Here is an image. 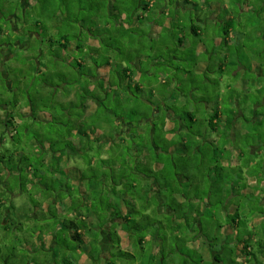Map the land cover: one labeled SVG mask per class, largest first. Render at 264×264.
Wrapping results in <instances>:
<instances>
[{"label": "rangeland", "instance_id": "obj_1", "mask_svg": "<svg viewBox=\"0 0 264 264\" xmlns=\"http://www.w3.org/2000/svg\"><path fill=\"white\" fill-rule=\"evenodd\" d=\"M157 1L161 3L157 7L158 10L165 8L166 11L168 10L167 12L172 11L171 16L164 17L159 12L156 14L154 11L147 12L146 16L148 19L141 22L140 28H134L135 30L125 38H117L119 42L114 47L115 52L112 51L109 54L112 58V66L116 67L115 70L117 72H121L123 68H128L138 76L140 75L137 71H141V68L143 71H148L145 77L146 84L153 79H159L164 82L172 80L173 83H176L174 85V97L177 99L176 103L178 105L177 109L174 108L173 111L179 118V125L189 127L194 133H198L200 128L203 129L204 125H208L206 120L210 118L209 115L212 111L221 108L225 116L228 112L235 111L236 113H240L241 111L243 116L240 123L244 132L241 131L242 133L235 136L237 141L234 144L239 145L242 150H245L246 155H250L249 151L251 150L255 152L260 151L262 143L257 135L264 134V77H260L264 73V0H191V4L187 5L182 0H174L171 4L169 0ZM21 2L22 0H0V26L2 28L12 29L11 17L13 15L18 16ZM74 2L70 0V4H74ZM80 4L88 6V1L83 0ZM75 5H78V3L75 2ZM213 5L215 6L214 8H212ZM178 6H180L179 11L177 10ZM42 13L40 5H37L33 13H30L27 18H22V23L26 22L24 27L20 25L22 26V30L25 31L24 36L13 34L12 31H10V35L8 36H0V45L10 44L9 52L12 54L10 58L6 59V55L9 52L4 50L6 55L3 57L0 50V110L4 113L3 122L0 121V141L4 139V144H0V160L1 158L3 159V156L6 157L7 154H9V157L10 154H14L15 157L12 160L17 163L16 169L20 173L18 176L9 177L8 172H6L5 185L0 186V200H4L3 205L10 208V210L1 209L0 216L2 219H14L15 221L28 215L31 217V219L29 218L30 220L26 219L28 223H25V220H23V223L20 221L18 224L25 229L17 231L16 229H12L8 240L4 237L0 228V247L4 258L9 257L13 253L19 256L26 255V262L24 264H32L31 262L35 264H64L66 258L76 264L81 263L78 261V258L84 251L82 248H78L79 243L71 238L69 231L62 230V223L65 220L72 219L66 215H61L60 211L55 208V205L51 207L50 212L44 220L40 218L42 215H39L40 212L38 213L35 207L41 204L43 199H38L37 195L39 193L49 195L51 192L44 190L53 186L56 188L59 200H70L72 197L73 204L77 202L74 205L75 207L88 203L89 206H93V209L87 211L85 207H81V212L97 211L98 215L100 214L102 218H106L108 208L117 209L116 206L118 205L113 202V193L115 189L117 190L115 182L118 181V175L120 174L118 173L117 165H115L117 161L116 156L119 155L120 158L130 159V164L135 161L126 149L120 150L117 146L111 145L110 148L112 150H109L111 155L109 166L113 170L111 171L112 177L108 176L109 179H105L106 181L103 182L104 187L96 191L97 197L102 193L103 201L96 198L95 193L92 191L86 192L84 188L72 185L73 179L69 180L65 173L62 174L61 180L58 179V181L52 183L54 176L50 172L54 164L51 165V168H41L40 162L43 160V157L36 153L40 150V144L44 143L45 145L49 143L50 139L55 141L57 136L55 134L52 136L53 131L59 130L65 137L69 133L68 129H71V136L64 139V141L60 139L59 145L55 149L69 153L73 166L78 164L77 166L84 168L86 178L92 179L90 182L95 180L94 176L97 175L99 177L106 174L108 168L106 171H103L101 161L103 156L100 153L98 155L96 152L94 154L85 152V155H82L81 159L76 162V158L73 155L75 151L73 149L77 150L81 140L84 141L80 130L85 125V128L91 127L92 129L95 126L98 128L99 125H107L110 121L114 123L116 122L114 117L108 115L109 112L107 110L110 109V113L117 111V99L116 97H112V94L114 95L116 92H110L111 97L107 101H104L105 103L103 102L105 107H99L95 102L99 97L98 87L102 83L100 80L107 82L111 79V67L99 69L95 62L92 61L90 63L86 60L82 67H79L77 61L74 62L73 59L80 60L82 55L74 53L72 56L69 53L74 52V44L65 55H62L61 52L60 55L57 53L53 55L51 54L50 43L47 40L44 43H40L36 39L32 40L33 38L29 37L30 31L40 33L41 25H50L49 19L39 18ZM62 14H66V12H62ZM76 15L78 18L84 16L80 12L76 13ZM17 16H15V21H18ZM61 16L65 19L68 18L67 15ZM229 21H233V28L230 34L232 39L228 40V46H224L222 39L221 44L216 42V39L220 34H222V37L224 36L226 26L224 23ZM159 22H168V24H165L166 27H156V25L152 27L153 24H158ZM38 24L39 27H37ZM67 24L63 22L60 27L63 28ZM193 25L198 28V36H195L191 32ZM19 28L21 29V27ZM96 30L93 32H101V29ZM180 40H183L182 45L179 44ZM19 42L22 43V48L17 45ZM91 43L98 47L99 41L93 40ZM170 50L173 52L170 53ZM138 52L141 53L140 59L136 56ZM54 56L59 57V59L56 61L53 58ZM105 56L108 57V54L104 52L97 55L99 65L103 64L102 59ZM128 56H131L133 60H128ZM157 62L159 66L156 65ZM56 73L60 76H57ZM91 76H93V83L89 82ZM116 76L117 73L116 75L114 74V77ZM138 76L135 78L139 79ZM136 79L135 81H137ZM87 85L90 87V91L83 89ZM154 85L157 90L155 91V95L153 94L155 97L153 98L148 85H146V91L143 93V96L150 99L153 98L154 103H157L158 100H161V86L160 83ZM118 93L122 92L118 91ZM137 94V96L142 95ZM218 99H220V102ZM172 103L174 102L170 100L167 102L171 108L174 106H172ZM28 110L30 112H23ZM32 110L36 111L35 116L31 114ZM10 112L12 113L9 114ZM117 112L120 115L123 114L120 110ZM128 112V110H125V114L123 115H126ZM185 113H195V121L189 120L185 116ZM12 117L14 120H11ZM8 119L15 124L12 125L13 127L15 126V137L13 139L9 138L7 131H5ZM105 119L106 121H104ZM156 123L159 125V121H156ZM72 125H79V127L72 129L70 128ZM172 125V122H168L166 129L171 130ZM147 126L143 124L141 128L147 130ZM245 132H249L250 134L247 135ZM100 133L102 132L100 131ZM158 136L164 140L173 142L174 145L170 144V146L164 140L158 142L159 147L169 152V154L162 153L158 157L162 164L169 160H171L172 164L175 163L177 167H173L175 172L171 175L177 177V179L185 180L184 189L188 193H191L194 197H197V195L198 197H204L203 195L206 193L210 194L211 197V193L213 192H221L220 194L224 196L234 193L236 196L245 194V191H243L245 182L243 172L245 170L244 166L242 167L244 160L236 161L238 165L236 163L233 165L238 166V168L228 169L223 162L225 159L221 158L220 162L216 163V167L214 166V169H208L211 168V165H209L211 154L207 153L205 139L211 137L209 134L201 132L200 138L194 137L195 140H192V143L188 141L187 145L193 148L190 153L193 164L191 167L188 166L186 170L183 169V166H186L183 162L184 157L178 153L175 155V152H173L182 134L180 133L176 139H172L161 132L158 133ZM145 137L147 138L148 134H145ZM262 139L264 138L262 137ZM135 142L138 145L142 144L144 140L139 139ZM91 145L93 146V143ZM68 147L74 152L68 151ZM218 147L221 151V146ZM24 156L25 159H23ZM9 157L1 160L2 166L7 171L10 168L15 170L14 166H10ZM253 158H255L258 164L260 161H264V148L259 155L257 153ZM92 159H94L92 165L88 164ZM147 162L149 163V160ZM162 164L161 167H163ZM90 165L94 171L90 170ZM151 168L154 171L151 176L148 173V176H141V179L137 177L140 185L133 190L134 196H131V194L128 196L129 200L131 197H137L141 191L140 189L144 188V186L145 188L147 186L152 187L154 192H158L159 188L162 189V185L168 186L163 168H158L157 165L154 169L153 167ZM140 169L142 171L145 169V162L140 165ZM251 169L253 172H255V169L259 171L257 166H253ZM171 175L167 176L171 177ZM190 176H199L200 182L194 180L191 181L192 184H188L186 181H189L187 178H190ZM37 179L40 181V184L35 185L32 191L29 190L27 193L22 189L25 181L33 184ZM152 181L157 182V185H152ZM172 183L170 184L172 185ZM43 185H47V188L45 189ZM70 187H74V191H70ZM183 187L181 186V188ZM125 192L127 191L123 190V193ZM162 192L164 191L162 190ZM13 195H16V197L14 198ZM31 197L37 205L32 202ZM78 197L79 200H76ZM210 197L208 199V205L211 204L210 213L208 212L202 216L205 233L207 230L205 225H211L214 220L221 224H228L226 216L221 218V215L216 213L220 211L222 206V204H219L220 200H215L214 198L211 201ZM181 198L184 199L183 196ZM149 199L151 204L150 209H148L149 204H146L144 200L135 201V204H138L139 213H141L138 215V222L141 219L140 228H143V230L140 232L132 230V232L135 235L134 239L137 240L154 237L155 235L159 240V255L157 257L152 255L153 242L138 245L135 249L133 242L128 238V241L122 244L124 248H128L133 253L135 252L138 261H141L143 264L174 263L176 262L175 260L181 259L182 252L188 257L192 256L190 259L193 264L196 261V252L200 253L206 262L212 263V255L204 247L202 238L195 245L193 241L192 244L189 243L188 247L190 246V251L187 245L184 244L187 235L179 234L180 232L172 235L171 231L164 227L167 226L164 216L152 211L154 208H157L158 211L161 208L165 209L164 206L168 204L167 194L163 193V197H159L151 193ZM251 199L252 197L249 196L247 202ZM253 199L254 203H256V197H253ZM12 202L21 205V211L18 214L10 206ZM178 203H173V205L172 203L168 204L170 206L166 208L168 210H165V212H169L172 206L177 209ZM231 204L238 206L237 203L235 204L234 199ZM256 205L258 206L259 204ZM229 211L232 213L233 207ZM145 213L149 218L145 216L142 219L141 217ZM34 214L37 215L33 216ZM155 219L159 222L155 223ZM255 219L259 222L260 216H256ZM77 222L80 226H83L81 217ZM161 223L163 226H161ZM89 229L92 231L91 233L87 232ZM87 230H84L86 234L85 232L82 234L84 240L87 242V249H89L92 238L98 239L100 242L99 246L90 248H92L94 256H97L98 252H102L101 262L102 264H106L111 259V254L118 252L115 249L118 246L113 244L114 248L109 249V236L105 234L98 238L101 234L99 228L88 227ZM40 233L43 236L48 234L55 235L57 238L56 245L47 254L37 247L32 248V250L27 247L34 239L42 238V236L37 237V234ZM111 233L113 236L115 235L114 228H111ZM232 233L230 228L224 230V235ZM191 236H194V234L191 233ZM209 236L212 237V233ZM213 236L216 235L214 234ZM127 237L128 235L125 236V240H127ZM49 244L50 242L47 243V246ZM52 245L51 241L50 246ZM98 248L101 251H98ZM120 249L121 251H125L124 253H127L126 249ZM171 250L173 252L176 251L175 254H169ZM85 259L89 260L91 264L88 255H85ZM16 260L12 259V264H21ZM114 260L117 264H127L126 261L124 262L120 258H115ZM82 263L84 264V262Z\"/></svg>", "mask_w": 264, "mask_h": 264}, {"label": "trees", "instance_id": "obj_2", "mask_svg": "<svg viewBox=\"0 0 264 264\" xmlns=\"http://www.w3.org/2000/svg\"><path fill=\"white\" fill-rule=\"evenodd\" d=\"M27 5H29L28 9H25V14L23 18H27L30 13H33L34 9L37 7V5H40V8L42 9L43 13L39 18L42 19L46 18L49 19V26L41 25L40 26V33L35 32V36H32V33L30 31V38L32 40H37L40 43H44L45 40L50 43L51 47V54L55 55L57 53L62 55L66 53L68 50H70V47L74 44V52L80 53L81 59H73L74 62L77 61V64L79 67H82L84 64V61H89L90 63L95 62L96 66L98 68H104V67H111L110 74L111 79L107 82H104L103 80H100L102 82L100 86L98 87L99 97L95 100L96 104L100 107H105V102L107 101L110 96V92L115 93L112 94V97H116V106L117 111H121L123 114H125V110H128L129 112L126 115H120L117 111L110 113L111 110H107L109 112L108 115H111L114 117V120L116 122L112 123V121H108L109 123L107 125H99L90 128H85L86 125L80 130L81 137H84V141L81 140L82 146L85 145V143L91 142L89 139V132L96 133L97 131H101L102 135L100 136V139L108 138L110 140H117L119 139V144L115 145L120 150L126 149L131 157L134 159V163L130 164V159L123 158L120 156H116V163L117 167L119 168L118 173V181L115 182V186L120 187L119 183H122L121 189L117 190L115 189L114 193L117 196L123 197L124 195H130L134 194V191L139 185L140 182H138V179H141V176H148V173L150 176L154 172L153 169L157 164H162L160 161V158L158 157L162 153H167L166 150L158 146V142H162L164 139L160 138L158 136V133L161 132L164 135L172 134L175 132L174 130H166V125L168 122H174L177 124V121L174 120V117H177L176 113L173 111V109H177L175 106L176 104V98L175 96V88L174 85L176 83H173L172 80L168 81H161L159 79L148 81L146 84L145 77L148 73V71H143L141 68V71H137L140 76H138L135 73H132L128 68H123V70L116 71L115 66H112L111 62V56L109 54L113 51L115 52V46L119 40L117 38H125L128 34H131V32L135 29H138L141 27V22L143 20H147L146 13L147 12H157L158 5L160 6L161 3H158L157 0H87L88 6L80 4V2H83V0H73L78 5L70 4V0H25ZM86 1V0H85ZM171 3H173L174 0H169ZM184 3L191 4V0H182ZM264 6V5H263ZM169 9V8H168ZM184 9V8H183ZM177 10H180V7L178 6ZM46 11V12H45ZM168 11V10H167ZM163 12V16H171V12ZM177 11V12H178ZM45 12V13H44ZM51 12V13H50ZM62 12H66V14H62ZM80 12L82 15H84L82 18L76 15V13ZM50 13V14H49ZM46 14V17H45ZM61 15H67V19L62 18ZM44 16V17H43ZM19 24L20 25H26V22L22 23V18L19 17ZM68 23L63 28L60 27L62 23ZM39 23V22H37ZM160 23V24H159ZM158 24L155 23L152 25H157L159 27L165 26V22H159ZM168 23V22H167ZM225 31H224V38L221 36L222 34L218 35L217 37H222L221 43L224 46L229 45L230 37L232 28H233V21H229L227 23H224ZM88 26V28H86ZM36 27V26H35ZM39 27V24L37 25ZM36 27V29H38ZM135 28V29H134ZM96 29H101L100 33H95L93 31H97ZM11 31L7 28L3 29L0 26V32L3 33V31ZM44 31V32H42ZM146 32V31H145ZM191 32L198 36V28L197 26L193 25L191 28ZM25 31L22 32L21 35L24 36ZM8 36V35H7ZM103 36V37H102ZM28 37V38H29ZM93 40H98L99 44L98 47L94 46L91 42ZM182 41H179V44L182 45ZM138 43V42H137ZM141 43V41H140ZM134 44V43H133ZM139 45V44H138ZM61 52V53H60ZM106 53L108 54V57L105 56L102 59V63L100 64L97 62L98 58L97 55L100 53ZM173 51L170 50V53ZM52 56V55H51ZM137 58L140 59L141 53L136 54ZM57 61L59 57H53ZM133 58V57H132ZM150 59V58H149ZM128 60L131 59V56H128ZM98 64V65H97ZM157 66L158 62L156 63ZM60 73V72H58ZM58 73L57 76H60ZM117 76L114 77V74ZM135 74V75H134ZM139 79H136L137 77ZM261 78L264 77V73L260 76ZM93 76L89 78V82L93 83L92 81ZM135 79L137 81H135ZM261 82V81H260ZM160 83V98L161 100H158L157 103H154L153 98L155 97V91L156 86L154 84ZM259 84V83H258ZM146 85H148V88H150L151 94L153 95V98L150 99L148 97L143 96V93L146 91ZM89 86L87 85L85 90H89ZM90 91V90H89ZM118 91H121L122 93H118ZM142 94L137 96L138 94ZM105 95V96H104ZM151 95V96H152ZM104 96V97H103ZM111 100V99H110ZM168 100L174 102L172 103L173 108L169 107L167 104ZM104 102V103H103ZM10 112L9 114H11ZM8 114V115H9ZM32 115L35 116L36 111L31 112ZM236 112H228L226 114L227 116V131L223 134L222 137V143H218V145L215 146V150H208L207 153L211 154V159L209 165H211V168L208 169H214V166L216 163L220 162V159L224 158L223 161L226 163V167L228 169H234V164L236 163V156H235V148L237 144H234L232 140L230 139V130L232 129V123L235 121ZM23 116V115H22ZM185 116L191 120L195 121V113H185ZM11 120H14L12 117ZM7 120L6 125H15L13 121ZM215 120L219 121V113L215 112L210 117V122L213 123ZM106 121V119L104 120ZM156 121H159V125H157ZM143 124L148 125L147 130L145 128H141ZM142 125V126H141ZM15 127V126H14ZM79 125H72L70 128H77ZM214 129V125L212 126ZM69 133L64 137V135L61 134V132L58 130L52 132L57 136L55 141L53 139L49 140V143L40 144V150H38L36 153L42 155L43 160L40 162L41 168L49 167L51 168V165L54 164V167L51 169L52 175L55 176L59 174L61 171V165L63 164L62 158L63 153L60 150H56V146L59 145L60 139L64 141V139H67L71 136V129H68ZM202 128L199 129L198 133H194L192 131H189L187 142H191L192 140H195L194 137H200ZM92 133V134H94ZM246 133V132H245ZM145 134H148V137H145ZM249 135L250 133H246ZM9 138H14L15 135H9ZM259 137V140L262 143V146L260 147V151L255 152L254 150L249 151L250 155H246V151L242 150L239 155V159L244 160V165L242 167L244 168V187L243 191H245L241 196H236V194H227L224 196L223 194H220L218 192H213L210 194L206 193L203 196L204 197H194L191 193H188L185 188V181L182 186L183 188L177 186V177H173L171 174H173L174 169L173 167H177L174 164H172L171 160H169L166 163L162 164V168L164 171V175L166 177L167 185H162V189L160 193L154 192L150 186L147 188L140 189V193L137 195V197H131L126 198L124 200L128 214L125 217L121 216V213L119 211H116V216L121 218L123 220L122 224L125 227L124 230L128 232L129 234H132V230H140L143 228H140L141 226V219L138 222V215L139 210L135 204L136 200H144L146 204L148 205V209L151 208L149 195L155 194L159 197H163V193L167 194L168 196V204L175 203L176 194H181L184 197V200L182 203H178L177 209H175L172 205L170 208L172 211L165 212V210H168L166 208H169L170 205L164 206L165 209H159L154 208L152 211L160 213L164 216L166 219L165 224L167 226H164L165 228H168L171 231L172 235H175L176 233L179 234H186L187 239L184 241V244L188 247L189 243L197 242L200 240V238L203 239L204 247L210 252L212 255L213 262H206L204 257L198 252H196V261L195 264H264V161L258 162L255 161V158H253L255 155H259L260 152L263 151L264 146V134L257 135ZM172 138V137H171ZM142 139L144 142L142 144H138L135 141ZM173 139V138H172ZM184 139V138H183ZM262 139V140H261ZM198 140V139H196ZM165 142L170 144H173L170 140H164ZM184 141V140H183ZM125 143V144H124ZM4 144V139H2L1 145ZM104 145H106L104 143ZM104 145L97 148L96 153H99L102 155V149ZM154 145V146H153ZM174 145V144H173ZM91 146V145H90ZM218 146H221V151ZM39 147V146H37ZM170 148V147H169ZM191 146H188L186 144V149L188 151V155L184 157V164L186 166H183V169L186 170L189 167L192 166V157L190 156V153L193 148ZM167 149V148H166ZM40 151V152H39ZM225 153H224V152ZM9 152V151H8ZM174 152V151H173ZM12 155V156H11ZM253 156V157H252ZM9 154L3 156V159L8 158ZM13 157H15L14 154H10V166L16 167V162L13 161ZM130 157V156H129ZM244 158V159H243ZM1 158V160H3ZM25 159V156L24 158ZM27 159V157H26ZM0 160V173H2L5 169L2 166V162ZM149 160V163L147 162ZM102 166L105 169H109L110 160L108 159H102ZM92 161H90L91 164ZM115 162V161H114ZM145 162V169L142 171L140 169V165ZM191 163V164H188ZM258 164V165H257ZM253 166H257L259 168V171L255 169V172L251 169ZM216 167V166H215ZM10 172H12V169H9ZM37 171V170H36ZM113 171V170H112ZM214 171V170H213ZM147 175H146V174ZM171 175V177L167 175ZM247 175V176H246ZM35 176V174H34ZM103 176H108V174H103L101 176H94L95 180L93 182L92 188L93 193H95L96 198H98L100 201H103L102 193L99 194L97 197L96 191H99L104 187V183L102 181ZM176 176V175H175ZM132 178V179H131ZM204 179V177L202 176ZM4 178L0 176V185H2ZM55 178H53L52 183H55ZM186 181L188 184L196 180L197 182H200L199 176H190V178H187ZM222 180V179H221ZM132 181V182H131ZM173 181V183H172ZM164 182V181H163ZM172 183V185L170 184ZM175 186H174V185ZM190 184V185H191ZM28 183L25 181L23 183V188L25 192H29L27 190ZM189 185V186H190ZM44 188H47V185H43ZM49 189H46L44 191L51 192L53 196V192L56 191V188L52 186L48 187ZM140 188V187H139ZM166 188V189H165ZM174 188V189H173ZM123 190L127 191L123 193ZM162 190L164 192H162ZM44 191H42L44 193ZM167 191V193H166ZM44 197L46 198L48 194L44 193ZM221 195V196H220ZM134 196V195H133ZM251 196L252 199L247 202L248 197ZM209 197L212 201L214 198L215 200L219 199V204H222L220 211H217L216 213H219L221 215V218L226 216L227 223L228 224H221L220 222H216L214 220L213 223L205 225L207 230L205 233L204 224L202 222V216L210 213L209 209L211 207V204H209ZM231 197V198H230ZM253 197H256V203H254ZM235 200V204L237 203L238 206L232 205L231 202ZM32 202L34 203L33 198L31 197ZM193 201L197 202V205L192 204ZM227 201V204H226ZM3 200H0V210L5 209L10 210V208L5 207L3 205ZM35 204V203H34ZM77 204V203H75ZM88 203H86L87 205ZM190 204V205H188ZM256 204H259L258 206ZM37 205V204H35ZM89 205V204H88ZM110 205V204H109ZM157 207V205H156ZM233 212L230 213L229 209H232ZM75 209V207H74ZM87 210V209H86ZM90 211V209H88ZM214 211V210H213ZM212 211V212H213ZM99 216V226L98 228L101 230L104 229V225L107 223L105 221V218H102ZM148 217L146 213L142 215V219L144 217ZM256 216H260L259 222L255 219ZM149 218V217H148ZM176 220H179V222H176ZM155 223L159 222L157 219L154 220ZM176 222V223H174ZM82 224L86 226L85 222L82 221ZM162 224V223H161ZM17 226L14 219H2L0 216V228L1 232L3 233L4 237L8 240L10 237V234L12 233V229H14ZM163 226V224L161 225ZM230 228V230L234 233L224 235V230ZM62 230H67L70 233L71 238L74 241H77L79 243L78 248H82L85 254V250L82 245L85 244L84 237L81 233H79V227L78 222L75 221V219L72 220H65L62 223ZM87 232L91 233L92 231L89 229ZM191 233L194 234V236H191ZM212 233V237L209 236ZM216 236H213L214 234ZM132 236V235H131ZM3 237V238H4ZM135 238V237H134ZM153 238V243L156 245H159V240L155 237ZM143 239V238H142ZM142 239H134L135 245H142L143 240ZM182 240V239H181ZM180 240V241H181ZM42 242V241H41ZM164 242V241H163ZM99 240L92 238V242L90 247H97L99 246ZM116 245L120 244V238L116 237ZM166 243V238H165ZM37 245L34 244L33 248H36ZM170 248V247H167ZM98 251H101V249H97ZM117 253L111 254V259L108 260L106 264H117V262L114 260L115 258H120L124 262L126 261L127 264H135L137 262V257L129 252L124 253L125 251H121L120 248L116 247ZM191 251V250H190ZM171 255L175 254L173 250L170 251ZM166 253V252H164ZM47 254V253H46ZM82 254V255H83ZM180 254V252H179ZM101 256L102 252H98L97 256H94L93 250L91 248L90 252H88V257L91 261V264H102L101 262ZM81 255H79V258ZM192 257V256H191ZM191 257H188L182 252L180 256V260H175L176 262L170 263V264H193L191 261ZM19 258V259H18ZM195 258V257H194ZM193 258V259H194ZM12 259H17L16 261H19L21 264H24L26 262V255L19 256L16 255V253L11 254L9 257L4 258L3 254L1 252L0 247V264H12ZM165 261V259H164ZM37 262V261H36ZM135 262V263H133ZM35 264L34 262H32ZM40 263V262H39ZM64 264H74L70 259L66 258ZM165 264V263H164Z\"/></svg>", "mask_w": 264, "mask_h": 264}, {"label": "crops", "instance_id": "obj_3", "mask_svg": "<svg viewBox=\"0 0 264 264\" xmlns=\"http://www.w3.org/2000/svg\"><path fill=\"white\" fill-rule=\"evenodd\" d=\"M180 7V6H179ZM215 6L213 5L212 6V8H214ZM157 12H159L160 13V15H163V12H166V10H165V8H163L162 10H157ZM0 18H1V16H0ZM15 19V16L13 15L12 17H11V19ZM15 21V20H14ZM15 23V25H13L14 27L13 28H15V30H13V31H15L16 32V34H18L19 32H21V29H22V26H20V24H19V22H17V21H15L14 22ZM13 24V23H12ZM165 24L167 25L168 23L167 22H165ZM19 27H21V29L19 28ZM156 27H157V25H156ZM159 29V28H158ZM13 34H15V33H13ZM35 35V34H34ZM0 36H4L3 35V33H1L0 32ZM221 39H222V37H217V39H216V42H218V43H220L221 44ZM17 45L20 47V48H22L21 46H23L22 45V43H17ZM4 46H5V44H2V45H0V50L1 51H3V52H1L2 54H4ZM66 53H68V52H66ZM70 53V55H72L73 56V54L75 53V52H69ZM64 55H65V53H64ZM58 60V59H57ZM71 60V59H70ZM100 69V68H99ZM33 108V107H32ZM23 112H30V110H28V111H23ZM90 112H92V111H90ZM242 115H243V113H242ZM4 113L0 110V121L1 122H3V119H4ZM9 127V126H8ZM13 126H11V127H9L8 129H6V131H9V132H11L12 130H13ZM167 130V129H166ZM171 130H174V126L172 125V129ZM92 133H94V132H92ZM91 132H89V139L91 140V142H86L85 143V145L84 146H82V143L80 142L79 143V148L77 149V150H75V149H73V150H71L69 147H68V151L70 150L72 153H73V155H74V157L76 158L75 159V161L76 162H78V160H80L81 158V156L82 155H85V152H87V153H91V154H94L96 151H97V148L98 147H100V146H102V145H104V143L106 144V145H104V147H103V149H102V159H108V160H110V158H111V155H110V151L109 150H112V148H110L111 147V145H117V144H119V139H117V140H110V139H108V138H104V139H100V136L102 135V133H100V131H97L96 133H94V134H92ZM168 137H172L173 138V135L172 134H168L167 135ZM2 143V140L0 141V144ZM91 143H93V146L91 145ZM125 144V143H124ZM91 145V146H90ZM78 152V153H77ZM84 152V153H83ZM63 153V158H62V162H63V164L61 165V172L59 173V174H57V175H55L54 176V178L56 179L55 181H58V179L59 180H61L60 178H61V176H62V174L63 173H65L66 174V176L69 178V180H71V179H73V181H72V185H74L75 187H82V189L84 188L85 189V191L86 192H93V188H92V185H93V182H90V181H92V179H90V178H86V176H85V169L84 168H82L81 166H77V165H75V166H73V164H72V160L70 159V155H69V153H64V152H62ZM72 155V156H73ZM94 161V159H92V162ZM92 162H91V165H92ZM91 165H90V170H92V171H94V169L91 167ZM157 166H158V168H162L161 167V164H157ZM119 168L120 167H117V169H118V171H119ZM14 169L15 170H12V172H9V171H7V169L6 170H4L2 173H0V176L1 177H3L4 178V181H3V183H2V185H0V186H3V185H5V177L7 176V174H6V172H8V174H9V177H12V176H18V175H20V173L18 172V170L16 169V167H14ZM107 169H105V168H103V171H106ZM15 171V172H14ZM112 170H111V167L107 170V174H108V176H111L112 177V172H111ZM108 176H103L102 177V181L104 182V181H106L105 179H109L108 178ZM119 182V181H118ZM179 182H181V183H183L184 181L182 180V181H180L179 180ZM180 183V184H181ZM39 185L40 184V181L37 179V181H35L33 184H30V183H28V185H27V190L29 191V190H31L32 191V189H34V186L35 185ZM157 185V182L155 183V181H152V185ZM119 185H120V187H117L118 189H121V187H122V183H119ZM148 187V186H147ZM179 187V186H178ZM144 188H145V186H144ZM151 189H152V187H150ZM71 189V190H70ZM160 190L158 191V192H156L157 194L158 193H160L161 192V188H159ZM69 190L70 191H74V187L73 188H69ZM84 191V190H83ZM43 195H45V194H43ZM42 194H38L37 196H38V199H40V198H42L43 200L41 201V204H38L36 207H35V209L37 210V212L39 213L40 212V214L39 215H42L40 218H42L43 220L46 218V216L48 215V213L50 212V209H51V207L53 206V205H55V208L57 209V210H59L60 212V214L61 215H66V216H68L70 219H75V221L77 222V220L81 217L82 218V221H84L85 222V224H86V226L87 227H85L84 225L83 226H80L79 224H78V227H79V233H81V234H83L84 232H85V234H86V231H84V230H87V228L88 227H91V228H94L95 227V229H97L98 228V226H99V223H100V220H99V216H98V212L97 211H93V212H87L88 211V209H90V210H92L93 208V206H89L88 204L86 205V203H84V204H81L80 206H78V207H75L74 205H75V203H77V202H74V204H73V201L71 200L72 199V197H71V199L70 200H68V199H61V200H59L60 198H59V195L57 194V191H54L53 192V196H52V194H49V195H47V197L45 198L44 196H43ZM58 195V196H57ZM113 197H114V204L116 203V204H118L116 207H117V209H115V208H112V207H109L108 208V215H107V217L105 218V221H107V223L104 225V231H102V229H101V234L99 235V237L98 238H100V237H102V235H105V234H108V236H109V238H108V243H110L109 245V249H112V248H114V245L113 244H115L116 245V237H119L120 238V244L119 245H116V246H118V248H122V249H126L127 250V252H129V253H131V254H133V255H135L136 256V253L134 252H132V251H129L128 250V248H124V245H122V244H124L126 241H128V238H129V240H131L132 242H133V245H134V247H135V249H136V245H135V240H134V233H132V234H129L128 232H126L125 230H124V228L126 227L125 225V227L123 226V220H121V218H119L118 216H116V211H119L120 213H121V216L122 217H125L127 214H128V210H127V207H126V204H125V202H124V200L126 199V198H128V195L126 194V195H124L123 197H121V196H117L116 194H114L113 193ZM181 194H176V196H175V199L177 200L176 202H179V203H182L183 202V200L184 199H182L181 198ZM13 197L15 198L16 197V195H13ZM76 200H79V197L78 198H76ZM82 200H83V198H82ZM82 200H81V202H82ZM4 201V200H3ZM80 202V203H81ZM17 203V202H16ZM192 204H195V205H197V202L196 201H193L192 202ZM10 206H12L13 207V210H15L16 212H17V214L21 211V205L20 204H15V203H11L10 204ZM136 206H137V208H138V204H136ZM74 207H75V209H74ZM81 207H85L86 209H87V211L85 212H81V210H80V208ZM115 209V210H114ZM162 209V208H161ZM85 210V209H84ZM169 211L171 212L172 210L171 209H169ZM35 215H37V214H34L33 216H35ZM31 219V217H30V215H28V216H25V217H21V218H19L17 221H15L16 222V224H17V226L14 228V229H16V231L17 230H24L25 228L24 227H22L20 224H18L20 221H22L21 223H23L24 221L23 220H25L26 221V219L28 220V219ZM38 218V217H37ZM29 219V220H30ZM176 222H179L180 223V221L179 220H176ZM176 222H174V223H176ZM25 223H28V221H26ZM111 228H114L115 229V237L112 235V233H111ZM143 229H140V230H138V232H140V231H142ZM136 231V230H135ZM103 232V233H102ZM70 234V233H69ZM128 235V237H127V240H125L126 238H125V236H127ZM132 235V236H131ZM40 236H42V238H37V240H35L34 239V241L33 242H31V243H29V245H27V247L30 249V250H32V248H33V245L34 244H36L37 245V248H39V249H41L42 251H44V252H46V253H49L52 249H53V247L56 245V237H55V235H51V234H48V235H42V233H40V234H37V237H40ZM115 239V240H114ZM143 240V245L146 243V242H153V238L152 237H150V238H145V239H142ZM42 241V242H41ZM51 241H52V243H53V245L52 246H50V244H51ZM48 242H50V244H49V246H47V243ZM195 243L196 242H193V244L195 245ZM191 244H192V242H191ZM83 246V248H84V250H85V254H83V255H81V257H82V259H81V257L80 258H78V261H80L81 263H76V264H83L82 262H84V264H90V262H89V260H86L85 259V255L87 256L88 255V252H90V250H91V248H90V245H89V249H87V242L85 241V244L84 245H82ZM153 246H155V247H153ZM190 247V246H189ZM152 248H153V252H152V255L154 256V257H157L158 255H159V252H160V249H159V245H154V243H153V245H152ZM34 249V248H33ZM115 249H116V247H115ZM84 257V258H83ZM137 257V256H136ZM137 259H138V257H137ZM83 260V261H82ZM138 261V260H137ZM32 263V262H31ZM33 264V263H32ZM135 264H143L141 261H138V263L136 262Z\"/></svg>", "mask_w": 264, "mask_h": 264}, {"label": "flooded vegetation", "instance_id": "obj_4", "mask_svg": "<svg viewBox=\"0 0 264 264\" xmlns=\"http://www.w3.org/2000/svg\"><path fill=\"white\" fill-rule=\"evenodd\" d=\"M29 8V5H27L26 1L25 0H22L21 2V8H20V12L18 13V16H17V19L18 21L17 22H20L19 20V17L23 18L24 17V14H25V9H28ZM30 9V8H29ZM15 19H11V24H12V33H15V30L13 27V25H15ZM24 27V25H23ZM5 29V28H3ZM23 30L21 29V32H19L18 34H22ZM35 33H32V36H35L34 35ZM3 35L4 36H7V35H10V32L9 31H3ZM4 50H7V52H9L10 50V44H5L4 46ZM3 52V51H2ZM3 57L6 55V52H4V54H2ZM12 56V54L9 52L8 55H6V59L10 58ZM222 68V67H221ZM239 84V83H238ZM219 102H220V99H218ZM177 103L174 105L175 107H177ZM219 108V106H218ZM14 112V111H12ZM215 112H218L219 113V121L218 120H215L213 123L210 122V118ZM8 115V114H7ZM238 116H240L238 118ZM242 112L240 111V113L237 112V115L235 117V121L231 124L233 127L232 129L230 130V139L232 140V142L234 143L235 141H237L235 139V136H237L238 134L244 132L243 128H242V125L240 123V120H241V117H242ZM209 119L206 120V123H208V125H204L203 127V134H209L211 137L210 138H206L205 139V144H206V150H215V146L218 145V143L220 141H222V137H223V134L226 133L227 131V126H228V123H227V117L223 114V111H221V108H219L218 110H215V111H212V113L209 115ZM178 117H174V120L177 121V124H175L174 122L173 123V126H174V129H175V132L173 133V139H176L178 138V135L181 133L182 134V137L181 139L178 141V144L176 145L175 149H174V152H175V155H177V153L183 157H186L188 155V151L186 149V144L188 143L187 142V138L189 137L188 134H189V131L190 128L189 127H186L184 125H179V122H178ZM214 125V129H213V126ZM8 125H5V131L6 129H8ZM180 129V130H179ZM15 129L13 128V130L11 132L7 131V134H9L10 136L13 134L15 135ZM242 131V132H241ZM187 137V138H186ZM184 138V139H183ZM200 138V137H198ZM184 140V141H183ZM240 152H242V149L240 148L239 145L236 146L235 148V156H236V161H240L241 159H239V155H240ZM200 153V151H199ZM226 164V163H225ZM237 164V163H236ZM238 165V164H237ZM240 166V165H239ZM234 168H238V166H234ZM182 181L180 178L177 179V186L181 187L183 185V183L179 182ZM185 181V180H184ZM178 183H181V184H178Z\"/></svg>", "mask_w": 264, "mask_h": 264}]
</instances>
